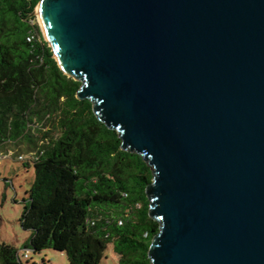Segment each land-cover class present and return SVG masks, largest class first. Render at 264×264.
<instances>
[{"label": "water", "instance_id": "1", "mask_svg": "<svg viewBox=\"0 0 264 264\" xmlns=\"http://www.w3.org/2000/svg\"><path fill=\"white\" fill-rule=\"evenodd\" d=\"M64 75L151 168L150 264H264V0H40Z\"/></svg>", "mask_w": 264, "mask_h": 264}, {"label": "trees", "instance_id": "2", "mask_svg": "<svg viewBox=\"0 0 264 264\" xmlns=\"http://www.w3.org/2000/svg\"><path fill=\"white\" fill-rule=\"evenodd\" d=\"M40 0H0V155L19 144L34 179L20 217L25 249L100 264L112 245L118 264H150L159 223L148 216L151 168L121 150L115 130L78 100L81 83L59 69L33 14ZM0 264H21L0 243Z\"/></svg>", "mask_w": 264, "mask_h": 264}, {"label": "rangeland", "instance_id": "3", "mask_svg": "<svg viewBox=\"0 0 264 264\" xmlns=\"http://www.w3.org/2000/svg\"><path fill=\"white\" fill-rule=\"evenodd\" d=\"M42 37L45 39L39 19L35 15ZM10 157H0V243L17 249L21 264H69L64 253L46 249L39 253L29 250V258H23L25 246L30 232L22 229L20 217L27 198L26 192L34 179L33 168L24 167L23 162L31 153L28 146L19 144L9 150ZM22 156L23 160L18 157ZM100 264H118V256L113 252L112 245L104 250Z\"/></svg>", "mask_w": 264, "mask_h": 264}, {"label": "built area", "instance_id": "4", "mask_svg": "<svg viewBox=\"0 0 264 264\" xmlns=\"http://www.w3.org/2000/svg\"><path fill=\"white\" fill-rule=\"evenodd\" d=\"M10 155H11L10 152H6L5 155H3V156H4L3 158H6V157L9 158ZM0 157H2V154L0 155ZM18 159H19V160H23V157H22V156H19ZM29 250H30V249H25V251H24V253H23V258H25V259H28V258H29V255H28Z\"/></svg>", "mask_w": 264, "mask_h": 264}]
</instances>
